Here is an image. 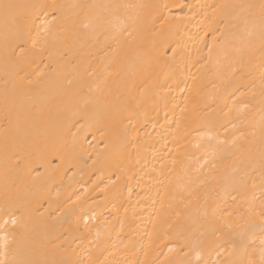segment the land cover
I'll return each instance as SVG.
<instances>
[{"label":"bare ground","instance_id":"bare-ground-1","mask_svg":"<svg viewBox=\"0 0 264 264\" xmlns=\"http://www.w3.org/2000/svg\"><path fill=\"white\" fill-rule=\"evenodd\" d=\"M0 264H264V0H0Z\"/></svg>","mask_w":264,"mask_h":264}]
</instances>
